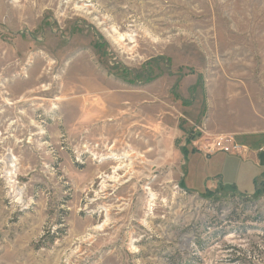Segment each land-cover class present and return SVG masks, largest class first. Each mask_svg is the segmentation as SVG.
<instances>
[{
	"label": "rangeland",
	"instance_id": "rangeland-1",
	"mask_svg": "<svg viewBox=\"0 0 264 264\" xmlns=\"http://www.w3.org/2000/svg\"><path fill=\"white\" fill-rule=\"evenodd\" d=\"M254 133L264 0H0V264H264Z\"/></svg>",
	"mask_w": 264,
	"mask_h": 264
},
{
	"label": "built area",
	"instance_id": "built-area-1",
	"mask_svg": "<svg viewBox=\"0 0 264 264\" xmlns=\"http://www.w3.org/2000/svg\"><path fill=\"white\" fill-rule=\"evenodd\" d=\"M207 140L208 139L198 147L195 145L198 144V141L194 143V147L206 156H211L217 152L233 154L238 151L240 153V147L233 144V141L230 138L215 137L210 141Z\"/></svg>",
	"mask_w": 264,
	"mask_h": 264
},
{
	"label": "crops",
	"instance_id": "crops-1",
	"mask_svg": "<svg viewBox=\"0 0 264 264\" xmlns=\"http://www.w3.org/2000/svg\"><path fill=\"white\" fill-rule=\"evenodd\" d=\"M236 135V134H235ZM235 135H233V141H234V137H235ZM249 136H252L254 139L251 141V144L249 145H247V146H245V145H243L244 147H245V149L246 150H248V152L250 151L252 154H251V160L253 159L254 161H255V163H256V165H258V166H260L259 165V163H258V161H259V156H260V154L264 151V148H261V149H258V150H254L253 148H255V146H254V143H257V141H260L261 139H262V137L261 136H264V135H261V134H256V133H254V134H251V135H249ZM262 143H264V141L262 142ZM186 147H188V145L186 146ZM192 148H195L193 145H192ZM195 151H193V152H198L197 151V149H194ZM199 153V152H198ZM218 153H221V152H218ZM217 154V153H216ZM224 154V153H223ZM215 155V154H214ZM227 155H229V154H227ZM233 156V155H232ZM243 159H245V160H248V159H246V158H244L243 157ZM252 192L253 191H251L250 193H247V194H245V195H248V196H250V194L251 195H253L252 194ZM238 195H240V194H238Z\"/></svg>",
	"mask_w": 264,
	"mask_h": 264
},
{
	"label": "trees",
	"instance_id": "trees-1",
	"mask_svg": "<svg viewBox=\"0 0 264 264\" xmlns=\"http://www.w3.org/2000/svg\"><path fill=\"white\" fill-rule=\"evenodd\" d=\"M194 138V136H192L191 138H190V140L191 139H193ZM194 140V139H193ZM188 142H190V141H188ZM186 148V147H185ZM184 151H186V150H184ZM256 185H257V183H255ZM260 187L261 188H259V189H257V190H255V193L257 192V194H260V192H261V189H262V191L264 192V182L260 185ZM254 193V194H255ZM261 195V194H260ZM258 196V195H257Z\"/></svg>",
	"mask_w": 264,
	"mask_h": 264
},
{
	"label": "bare ground",
	"instance_id": "bare-ground-1",
	"mask_svg": "<svg viewBox=\"0 0 264 264\" xmlns=\"http://www.w3.org/2000/svg\"><path fill=\"white\" fill-rule=\"evenodd\" d=\"M122 39H123V38H121V39H120V41H122ZM115 158H116V157H114V159H115ZM115 160H116V159H115ZM119 169H120V167H119V168H117V169H116V171H117V170H119Z\"/></svg>",
	"mask_w": 264,
	"mask_h": 264
}]
</instances>
